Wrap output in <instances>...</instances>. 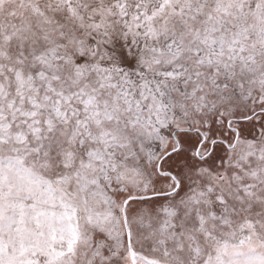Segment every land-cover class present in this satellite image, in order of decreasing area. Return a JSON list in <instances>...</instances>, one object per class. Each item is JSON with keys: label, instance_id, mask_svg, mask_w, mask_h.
I'll return each instance as SVG.
<instances>
[{"label": "snow or ice", "instance_id": "obj_1", "mask_svg": "<svg viewBox=\"0 0 264 264\" xmlns=\"http://www.w3.org/2000/svg\"><path fill=\"white\" fill-rule=\"evenodd\" d=\"M0 264H264V0H0Z\"/></svg>", "mask_w": 264, "mask_h": 264}]
</instances>
